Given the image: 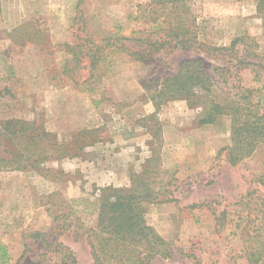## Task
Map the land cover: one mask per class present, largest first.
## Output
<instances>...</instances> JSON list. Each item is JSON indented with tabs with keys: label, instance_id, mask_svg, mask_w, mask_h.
<instances>
[{
	"label": "rangeland",
	"instance_id": "374dc122",
	"mask_svg": "<svg viewBox=\"0 0 264 264\" xmlns=\"http://www.w3.org/2000/svg\"><path fill=\"white\" fill-rule=\"evenodd\" d=\"M182 2L191 49L170 33V3L0 0V240L10 264H61L55 241L92 264L100 189L129 187L146 167L159 195L145 204L147 222L174 250L153 264H248V233H264V141L232 165L231 115L201 125L196 98L153 97L195 59L215 83L209 99L233 103L251 89L252 110L264 111V20L258 0ZM113 35L118 48L94 61L95 44ZM238 223L251 225L241 234Z\"/></svg>",
	"mask_w": 264,
	"mask_h": 264
},
{
	"label": "trees",
	"instance_id": "16d2710c",
	"mask_svg": "<svg viewBox=\"0 0 264 264\" xmlns=\"http://www.w3.org/2000/svg\"><path fill=\"white\" fill-rule=\"evenodd\" d=\"M153 1L163 5L170 3L173 6L178 21L174 27L173 25L170 27V33L176 40V46L181 45L184 49H191L195 46L197 44L196 34L191 32V28L187 26V20L182 18V14L188 12L187 5L183 8L182 1L187 0ZM257 10L258 15L264 20V0H258ZM117 37L118 35H113L104 38L100 43L95 41V49L92 52L94 57H97L94 61L99 59L98 55L104 48L108 46H114V50L118 48L115 43ZM243 41V38L237 37L229 48L222 47L221 50L234 49L238 43ZM132 55L140 56L138 52ZM199 63H201L199 60H187L178 73L163 80L159 93H156L158 95L153 98L158 100L162 98L164 101L176 99L190 101L191 98H196L197 102L201 101L206 107L204 115L198 121L201 125L212 124L223 114L231 115L232 145L228 148V158L232 165H236L249 156L260 142L264 141V111L254 112L252 110L253 105L250 100L254 90L251 89H247V93L240 97L242 101L223 104L217 99H209L215 83L204 69L200 68ZM259 100H261L260 103L264 102V93L260 94ZM255 107H259L258 101ZM151 161L148 159L147 163ZM150 169L146 167L144 174L135 173L129 187L110 185L100 189L99 223L96 229H92L96 232V243L91 245L92 264H153L156 258H170L173 255L174 250L170 243L147 222L145 204L158 200L159 196L150 186L148 176ZM250 225L251 223H238L237 227L242 226L241 234H243ZM252 232L253 235L248 233L249 240L257 245L248 246V249L244 248L248 264H264L263 227L256 224ZM54 245L56 251L62 253L61 264H79L70 248L58 241H55ZM10 261L7 246L0 240V264H10Z\"/></svg>",
	"mask_w": 264,
	"mask_h": 264
}]
</instances>
